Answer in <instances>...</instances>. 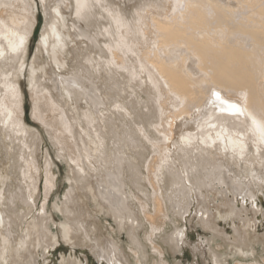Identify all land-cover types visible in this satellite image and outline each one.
I'll list each match as a JSON object with an SVG mask.
<instances>
[{
  "label": "bare ground",
  "instance_id": "1",
  "mask_svg": "<svg viewBox=\"0 0 264 264\" xmlns=\"http://www.w3.org/2000/svg\"><path fill=\"white\" fill-rule=\"evenodd\" d=\"M44 141L65 169L64 241L98 264H174L192 213L208 264H264L247 215L264 190V0H0V264L54 244Z\"/></svg>",
  "mask_w": 264,
  "mask_h": 264
},
{
  "label": "rangeland",
  "instance_id": "2",
  "mask_svg": "<svg viewBox=\"0 0 264 264\" xmlns=\"http://www.w3.org/2000/svg\"><path fill=\"white\" fill-rule=\"evenodd\" d=\"M38 9H39V15L42 16V9L41 7H39L38 5ZM37 36H39V32L37 34ZM37 41V40H36ZM36 41L31 43L29 46V53L31 54L32 51L35 50V44ZM34 49V50H33ZM31 56V55H29ZM27 74V71L25 73V76ZM27 84L26 81L23 82V90L25 91V89L27 90ZM27 94V92H26ZM26 113L29 114V110H30V103H29V99L28 97L26 98ZM28 119V118H27ZM29 120V119H28ZM34 124L35 126H37L38 128H41L37 123H34L33 121H31V119L29 120V123ZM48 143L44 141V145H42V149L43 151L45 150V148L48 150L50 149V147H48ZM49 153L51 154L52 151L51 149L49 150ZM44 155V154H43ZM52 158L54 157L53 153H52ZM54 163H55V173L57 175V180H58V185H57V190L53 191V193L49 196V201H48V212L51 215L54 224H51V230L53 232V238L55 237V241L54 244L52 246H49L47 249H43L42 247H35L34 249L30 248V252H31V257L33 258V261L36 262V264H98L97 259L95 258L94 254L91 252L89 245H73L72 241L66 242V240L64 241L63 235H62V231H61V227L60 224L64 223V218L63 216L58 213L55 209H54V202L56 201V199L63 193L65 187H67L63 182L64 177H65V169L62 163H60L55 157L53 158ZM43 181V180H42ZM43 182L40 184V190H39V195H38V200H37V208L38 210L40 209L42 203H43ZM218 197V196H216ZM219 198V197H218ZM217 200V199H215ZM87 203V202H86ZM210 203H212V205H210ZM208 203L209 209L212 212L213 215H215L216 217L214 218V222L218 225V227L220 229H223L224 231H226L227 233H231L233 234L232 231V223H229L230 221H226L224 219H221L220 217H218V214L216 212L215 209V204L213 202ZM256 208L254 209L255 212L253 210H251L252 208L249 206V212L247 213L248 217L252 220V227L257 231V233L259 235H264V190L260 189V191H258L257 193V198H256ZM87 207H90L89 205H86ZM87 209V208H86ZM257 209V210H256ZM224 208L223 207H219V212L220 215L224 212ZM92 215H94L93 213H91ZM200 217V213L197 215ZM198 217V218H199ZM192 218V221L186 222L185 226H186V233H187V239H186V244L183 246V252H172L169 251L168 249V257L170 259V261H172L174 264H208V259L204 257V255H201L202 253L199 254V252H195L193 250V245H195L197 242H200L201 239L203 238H209L211 236V232L205 229L200 228L198 225H196V223H198L199 221L196 220L198 219L197 217H194V214L192 213L189 220ZM100 222L101 225L107 226V221L110 222V224H113L111 221L110 217H102L100 218ZM232 219H234L235 223L241 226V222L238 219H235L234 217H232ZM87 221H89V219H86ZM173 221L178 222V218L176 217ZM19 224V221L17 222ZM184 221H181L180 226L184 225ZM130 225V223H129ZM175 225L173 224H168L167 225V232L168 233H173L174 231V227ZM106 229H108L107 227H105ZM19 229H21V226L19 225L17 232L19 233ZM185 229V227H184ZM106 230L102 229V231L98 232L97 235L103 234V236H105L106 238L109 237L108 236V232H105ZM143 231L140 232V235L143 236ZM93 237H96V234H93ZM120 241L123 242L125 245H127V235L126 233H122L120 236ZM92 239V237H91ZM90 245L94 246L96 245L95 241L92 239L90 242ZM185 249V250H184ZM195 253V254H194ZM194 254V256H193ZM197 254H199L200 256H198ZM195 258V259H194ZM25 264V262H24ZM35 264V263H34ZM211 264V263H209Z\"/></svg>",
  "mask_w": 264,
  "mask_h": 264
}]
</instances>
